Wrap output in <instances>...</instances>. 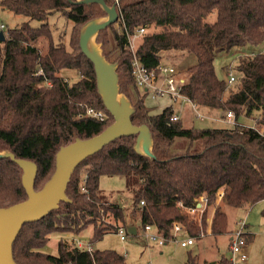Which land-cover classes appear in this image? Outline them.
<instances>
[{
  "label": "trees",
  "instance_id": "1",
  "mask_svg": "<svg viewBox=\"0 0 264 264\" xmlns=\"http://www.w3.org/2000/svg\"><path fill=\"white\" fill-rule=\"evenodd\" d=\"M105 1L117 4V0ZM118 6L119 28L110 24L99 37L105 43L112 41L121 90L136 108L132 121L147 124L153 131L155 157L137 153V135L132 134L82 160L68 183L70 201H61L45 217L21 228L13 244L18 264H129L126 255L115 249L89 252L74 239L61 238L56 254L43 250L54 233H76L92 226L90 242L94 243L116 230L119 221L126 223L123 207L100 193L104 175H124L135 183L131 213L139 211L143 229L151 224L167 240L174 237L175 222L189 236L201 239L210 207L214 211L211 233L224 234L228 215L223 206L242 207L264 200V133L257 129L264 126V49H246L264 44V0H119ZM0 7L29 18L15 27L5 24L2 30L6 38L0 40V150L35 161V188L40 189L55 171L61 146L77 137H92L114 120L98 93L94 65L79 42L81 26L105 12L98 3L74 0H0ZM213 13L215 18L209 20ZM57 14L72 23L69 42L63 33L55 37L50 19ZM31 20L40 24L32 25ZM142 27L145 32L136 54L145 67L158 68L163 50L193 53L195 60L187 68L182 92L199 105L232 110L237 119L251 117L258 126H185L181 116L171 120L178 114L174 103L155 113L145 103L148 93L137 85L134 55L125 47L127 34ZM233 49L243 52L233 66L237 80L229 84L228 78L217 74L215 59ZM67 69L77 70L78 75L69 78L62 73ZM90 108L101 111L104 118L88 114ZM178 141L185 145L175 146ZM22 174L15 160L0 157V207L27 198ZM201 196L206 197L207 206L197 222L186 208L194 207ZM245 236L248 244L253 235L246 232ZM186 264H233V260L220 256L198 262L188 251Z\"/></svg>",
  "mask_w": 264,
  "mask_h": 264
},
{
  "label": "rangeland",
  "instance_id": "2",
  "mask_svg": "<svg viewBox=\"0 0 264 264\" xmlns=\"http://www.w3.org/2000/svg\"><path fill=\"white\" fill-rule=\"evenodd\" d=\"M215 16V13L211 14L209 16V20H213ZM28 19L29 18L24 15L15 14L8 9L0 7V22H4L8 27L21 25ZM50 21L54 22L53 25L55 28V37L58 38L59 34L63 33L64 41L69 42L72 31V23L62 14L54 15L51 17ZM30 23L32 25L40 24V22L37 20H31ZM113 24H115L116 28H119V24L117 22ZM110 32L111 30H109V35L107 38L111 35ZM97 40L103 43L104 54L108 60L111 62L118 61L115 59L116 51L110 43L112 42L111 39H109L110 41H107L108 43H105L106 41L101 39L98 35ZM139 41H141V36L137 42ZM263 45L259 44L255 46H247L246 49L260 50L261 48L264 49ZM42 46L45 48L46 44L43 43ZM241 52L243 51L240 49H233L229 52L220 54L215 59V70L220 77L227 79L229 76V69H232L233 73L237 76L233 66H235L238 56L241 55ZM194 60V54L186 50L171 49L163 50L161 52V63L163 65H174L180 72V75L184 78L187 75L188 66L191 65ZM226 66L227 68L229 67V69H227L228 71L226 70ZM62 73L67 75L69 78H73L78 75L77 70L70 69L63 70ZM145 103L152 107L155 113L160 112L167 105L174 103L175 109L182 116L185 126H195L199 128L231 127L235 126L236 122L248 127L258 126L257 122L253 118L246 117L244 115H239L238 119L235 116V123H230L223 119L226 113L225 111L224 113H221L218 108H212L203 105H198L195 108L186 100H184L183 103H179V101L175 102L174 99L167 94L158 95L155 98H153L151 95H146ZM198 112L205 115L206 117L200 118L198 116ZM259 127L262 128L261 130L264 129V126ZM184 145L185 144H183L181 141L175 143V146L178 147ZM135 186V183H131L124 175H104L101 177L100 193L105 199L123 207L126 212V223L119 221L117 224H125L126 226L124 227L126 228L127 232L125 240L120 238L119 234L117 233V229L105 233L101 238L94 240L93 244L96 249H115L126 255L129 264H185L188 251H191L193 255L197 256L198 262L210 259L213 260L219 258L220 256H225L229 259H232L233 264H264V200H260L253 205H245L242 207H234L230 205L223 206V209H225L228 215V230L225 233H228L229 229H237L240 227V224L243 221L248 226V228L245 227V231L248 232L250 230L252 233H254L253 239L249 241L245 248L248 259L246 261H242L238 259V256L234 257V253L229 246L228 234L218 236L217 242L215 241V237L209 228L214 212L213 207H210L209 214L207 215V231L204 233L201 239H195L193 244L182 246L179 243V241L189 238V235L185 231H180L177 234V238H171L164 244H158L147 240L145 238V232L141 224L139 211L131 213ZM220 194L222 195V192H220ZM187 212L195 219V221L201 222L200 215L203 213L202 211L193 212L187 210ZM109 221L112 222L113 219L110 218ZM129 225L137 227L139 231L138 235L129 233ZM92 236V226H88L76 233H54L51 235L50 241L46 246H44L43 250L56 254L58 252L57 242L61 238L68 240L74 239V241L81 240L85 243H88L91 241Z\"/></svg>",
  "mask_w": 264,
  "mask_h": 264
},
{
  "label": "water",
  "instance_id": "3",
  "mask_svg": "<svg viewBox=\"0 0 264 264\" xmlns=\"http://www.w3.org/2000/svg\"><path fill=\"white\" fill-rule=\"evenodd\" d=\"M73 1V0H72ZM76 3H98L105 14L87 20L80 28L81 51L92 61L96 74L97 90L114 120L102 132L89 137H77L73 142L60 147L56 154V168L40 189L35 188L37 163L19 158L9 149L0 150V157H10L23 170L22 182L27 198L10 206L0 207V264H18L14 258L13 244L21 228L27 222L37 221L59 207L61 201H70L68 183L76 166L89 155L102 149L111 141L136 134L134 149L137 153L154 158V133L147 124H135L132 115L136 108L126 92L121 90L119 62H111L104 54L103 43L97 40L101 30L118 21L117 4L105 0H74ZM6 38L0 31V40ZM128 231L136 233L135 226Z\"/></svg>",
  "mask_w": 264,
  "mask_h": 264
},
{
  "label": "built area",
  "instance_id": "4",
  "mask_svg": "<svg viewBox=\"0 0 264 264\" xmlns=\"http://www.w3.org/2000/svg\"><path fill=\"white\" fill-rule=\"evenodd\" d=\"M117 5L119 4V0L116 1ZM119 11V18L118 21L121 19V12L120 7L118 6ZM117 21V23H118ZM5 28V23H0V31ZM145 32V28H140L134 34H127L128 41L125 44L126 49L130 50L133 55L134 59L132 61V69L133 74L135 76V80L137 85L145 90L148 95H151L155 98L158 95L167 94L173 99L181 100L182 103L184 100L189 102L193 107L196 108L199 104L191 100L187 95L182 92V86L185 82V78L180 75V72L174 65H163L160 64L158 68L149 70L145 65L141 62L139 57L136 54V50L138 47L139 42L137 40L140 36ZM252 54V53H251ZM39 73H42V70H39ZM237 80V76L233 73L232 69H229V76H228V83L233 84ZM88 114L98 117L100 119L104 118V115L101 111H96L92 108L88 109ZM198 116L200 118L206 117L205 115L198 112ZM180 118L179 114H174L171 117V120H178ZM226 121L230 123H235V114L232 110H229L225 113L223 117ZM236 124H238L236 122ZM235 124V125H236ZM259 132L264 133V129L257 128ZM207 206V199L204 196H201L197 199V203L194 207H188L186 210L189 211H204ZM210 227V226H209ZM246 223L243 221L240 224V227L232 231L231 240H230V248L234 253V257L238 256L239 260L246 261L248 259V255L245 251L247 245L246 239V231H245ZM183 225L179 222H175L174 224V237L177 238V234L183 230ZM145 238L147 240L153 241L158 244H164L167 239L160 234L151 224H146L144 226ZM126 228L123 225L117 226V233L119 234L122 240L126 239ZM194 236H189L187 239H183L179 241L182 246H188L189 244H193L195 242ZM76 245L84 250L89 252H93L95 249L94 244L92 242L85 243L81 240H75Z\"/></svg>",
  "mask_w": 264,
  "mask_h": 264
},
{
  "label": "crops",
  "instance_id": "5",
  "mask_svg": "<svg viewBox=\"0 0 264 264\" xmlns=\"http://www.w3.org/2000/svg\"><path fill=\"white\" fill-rule=\"evenodd\" d=\"M184 108V107H183ZM219 111H221V113H224V111L223 110H220V109H218ZM179 114V113H178ZM180 115V114H179ZM224 115V114H223ZM181 116V115H180ZM181 118H182V116H181ZM135 228H136V233H137V227L135 226ZM210 228V227H209ZM247 228H248V226H247ZM211 230V229H210ZM234 229H229V232L228 233H224V234H228L229 235V237H228V240H229V246H230V240H231V235H232V231H233ZM181 231H184V230H181ZM248 231V230H247ZM248 232H250L252 235H253V237H254V233H252L250 230L248 231ZM135 233V234H136ZM224 234H221V235H224ZM212 235V234H211ZM221 235H214V237H215V241L217 242V237L218 236H221ZM58 243V242H57ZM152 244V243H151ZM95 247V246H94ZM246 251V250H245ZM188 254V253H187ZM186 260H187V257H186ZM211 260V259H210ZM185 264H186V261H185Z\"/></svg>",
  "mask_w": 264,
  "mask_h": 264
}]
</instances>
